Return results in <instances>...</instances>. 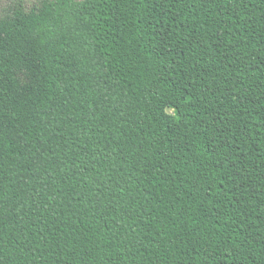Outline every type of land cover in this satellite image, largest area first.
<instances>
[{"label":"trees","instance_id":"16d2710c","mask_svg":"<svg viewBox=\"0 0 264 264\" xmlns=\"http://www.w3.org/2000/svg\"><path fill=\"white\" fill-rule=\"evenodd\" d=\"M0 264H264V0L7 7Z\"/></svg>","mask_w":264,"mask_h":264},{"label":"rangeland","instance_id":"374dc122","mask_svg":"<svg viewBox=\"0 0 264 264\" xmlns=\"http://www.w3.org/2000/svg\"><path fill=\"white\" fill-rule=\"evenodd\" d=\"M38 0H0V16L4 13L7 7L21 3L25 8L37 4Z\"/></svg>","mask_w":264,"mask_h":264}]
</instances>
